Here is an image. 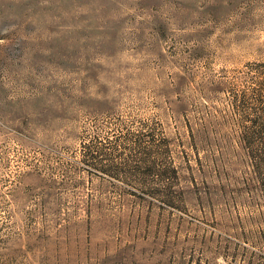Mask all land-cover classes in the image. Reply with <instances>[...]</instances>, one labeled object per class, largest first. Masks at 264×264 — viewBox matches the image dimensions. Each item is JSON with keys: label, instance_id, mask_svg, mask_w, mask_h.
I'll return each instance as SVG.
<instances>
[{"label": "rangeland", "instance_id": "1", "mask_svg": "<svg viewBox=\"0 0 264 264\" xmlns=\"http://www.w3.org/2000/svg\"><path fill=\"white\" fill-rule=\"evenodd\" d=\"M0 264H264V0H0Z\"/></svg>", "mask_w": 264, "mask_h": 264}]
</instances>
